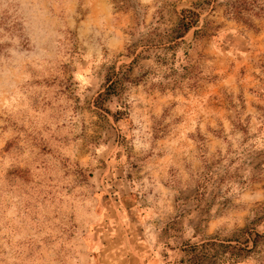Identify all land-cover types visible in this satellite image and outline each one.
<instances>
[{"label":"rangeland","instance_id":"obj_1","mask_svg":"<svg viewBox=\"0 0 264 264\" xmlns=\"http://www.w3.org/2000/svg\"><path fill=\"white\" fill-rule=\"evenodd\" d=\"M234 1L0 0V264H264V0Z\"/></svg>","mask_w":264,"mask_h":264},{"label":"trees","instance_id":"obj_2","mask_svg":"<svg viewBox=\"0 0 264 264\" xmlns=\"http://www.w3.org/2000/svg\"><path fill=\"white\" fill-rule=\"evenodd\" d=\"M255 3L254 1H234L227 7L228 12L234 18H240L241 13L245 8L249 7ZM179 19L177 22V26L173 31L175 32V36L170 43V48L175 47L178 43L175 40L181 39L185 33H187L197 22V17L199 16L198 12H194L191 10H181L179 12ZM185 56V53L183 54ZM156 59L161 60L159 57ZM117 74H115V78L112 79L111 75L106 77V86L104 88V92L98 94L95 104L99 105L100 102L104 99H107L111 94H118L119 92L124 91V87L121 84L119 79H116ZM100 106V105H99ZM118 112H124L123 106H121ZM240 248L237 245H232L230 242L227 244H216L214 241L204 242L199 245H185V248L182 250L184 253V257L179 262L180 264H204L201 263V260L207 258L209 254L213 257V261L207 264H241L242 261H237L239 257ZM211 252V253H210Z\"/></svg>","mask_w":264,"mask_h":264}]
</instances>
